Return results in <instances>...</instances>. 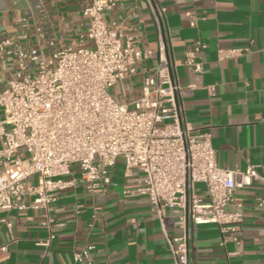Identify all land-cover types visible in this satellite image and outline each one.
I'll list each match as a JSON object with an SVG mask.
<instances>
[{
  "label": "built area",
  "instance_id": "obj_1",
  "mask_svg": "<svg viewBox=\"0 0 264 264\" xmlns=\"http://www.w3.org/2000/svg\"><path fill=\"white\" fill-rule=\"evenodd\" d=\"M116 7L115 0H85L84 30L69 44L36 28L35 46L26 45V33L0 45L18 66L0 88V211L43 210L42 225L51 228V205L63 192L79 184L105 192L122 158L126 178L142 176L124 195L145 197L158 217L165 207L182 213L180 224L187 220L192 230L215 224L222 234L236 231V191L253 180L264 186V177L253 166L218 165L211 133L186 120L183 100L195 85L180 84L165 45L151 77L145 66L153 52L139 47L137 30L128 34L119 21H107ZM205 48L198 42L183 65L201 74L195 55ZM258 206L264 209V197ZM187 234H166L173 264H189Z\"/></svg>",
  "mask_w": 264,
  "mask_h": 264
},
{
  "label": "crops",
  "instance_id": "obj_2",
  "mask_svg": "<svg viewBox=\"0 0 264 264\" xmlns=\"http://www.w3.org/2000/svg\"><path fill=\"white\" fill-rule=\"evenodd\" d=\"M115 1L117 7L105 17L122 23L128 34L137 30L139 47L153 52L145 66L148 74L154 76L165 45L180 84L195 85L183 100L186 120L195 131L211 133L218 165L241 171L253 166L264 177V0ZM84 3L0 0V45L26 33V45L35 46L36 28L69 44L84 30ZM154 6L164 18L163 31ZM198 42L206 46L195 55L201 74L183 65ZM8 52V47L0 50V88L18 68ZM141 179L139 174L126 178L124 161L118 160L105 192L92 193L79 184L60 195L51 205V228L42 225L43 210L0 211V264H173L166 234L178 238L186 232L189 264H264L259 180L236 191L241 207L233 211L242 214V222L222 234L215 224L192 230L187 220L180 224L182 213L165 207L160 218L145 197L124 195ZM195 192L208 200L203 184ZM90 246L94 249L77 262L75 256Z\"/></svg>",
  "mask_w": 264,
  "mask_h": 264
},
{
  "label": "water",
  "instance_id": "obj_3",
  "mask_svg": "<svg viewBox=\"0 0 264 264\" xmlns=\"http://www.w3.org/2000/svg\"><path fill=\"white\" fill-rule=\"evenodd\" d=\"M154 8L156 9L155 6H154ZM155 13H156V18L158 20V23L160 24V28L163 31L164 30V18H163L162 15H160V13H159V11L157 9L155 10ZM167 54H168L169 59L172 61V63H174L173 60H172V55H171V51L170 50H168Z\"/></svg>",
  "mask_w": 264,
  "mask_h": 264
},
{
  "label": "rangeland",
  "instance_id": "obj_4",
  "mask_svg": "<svg viewBox=\"0 0 264 264\" xmlns=\"http://www.w3.org/2000/svg\"><path fill=\"white\" fill-rule=\"evenodd\" d=\"M119 160H123L122 158H120Z\"/></svg>",
  "mask_w": 264,
  "mask_h": 264
}]
</instances>
